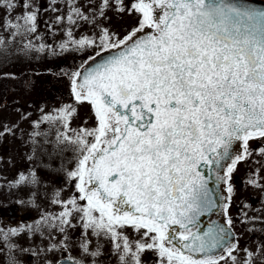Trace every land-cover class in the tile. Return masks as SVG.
I'll use <instances>...</instances> for the list:
<instances>
[{
  "label": "snow or ice",
  "instance_id": "snow-or-ice-1",
  "mask_svg": "<svg viewBox=\"0 0 264 264\" xmlns=\"http://www.w3.org/2000/svg\"><path fill=\"white\" fill-rule=\"evenodd\" d=\"M65 3L67 14L56 17L68 38L60 48L94 51L86 67L67 74L74 101L88 104L91 115L72 127L78 112L68 104L34 122V129L43 123L49 131L34 130L32 136H44L47 143L54 131L58 152H71L72 167L62 164L60 171L73 192L61 198L65 189L56 190L52 203L61 210L42 214L34 225L0 228L7 264H20L13 237L39 233L49 241L41 251L67 252L68 229L77 225L83 255H101L98 242L90 249L89 236L105 239L118 264H141L146 250L157 254L158 264H254L257 253L240 249L227 212L238 164L254 154L264 156V144L249 146L264 141V5L86 0L85 12L80 0ZM17 7L23 11L12 16ZM109 9L135 15V26L123 36L103 27L98 21L108 19ZM0 11L5 14L0 28L9 34L0 33V49L23 38L25 53L45 50L27 40L37 32L39 15L31 0H0ZM81 22L98 31L75 38L72 27ZM89 119L94 126L85 127ZM11 133L5 126L0 136ZM18 183L36 185L39 178L22 174ZM247 183L264 188L258 173ZM221 184L226 197L218 192ZM213 213L223 215L224 224L210 221L201 230L200 218ZM56 264L84 260L66 256Z\"/></svg>",
  "mask_w": 264,
  "mask_h": 264
},
{
  "label": "rangeland",
  "instance_id": "rangeland-1",
  "mask_svg": "<svg viewBox=\"0 0 264 264\" xmlns=\"http://www.w3.org/2000/svg\"><path fill=\"white\" fill-rule=\"evenodd\" d=\"M31 3L38 9L39 15L37 32L28 36L27 40H31L37 47L41 44L45 45V50L25 53L21 50L23 44L27 42L23 38H18L8 44L7 51L0 49V132L5 126L12 128L11 134L0 136L1 175L3 184L9 187L5 188L3 185L2 188L11 189L10 183L13 184V181L9 179L16 173L17 168H19L18 174L23 172L24 175L26 173L24 170L30 167V173L37 174L40 181L37 189L42 186L48 188V182L49 188L53 191L65 189L61 193V198H66L73 192V189L66 187L65 177L60 168L62 164L69 168L72 167L67 163L72 154L71 152H58L54 146V131L48 136L47 143L44 136H32L34 130L49 131L48 125L43 123L39 128L34 129V122L40 121L44 114L54 113L55 110L68 104L75 105L78 112V115L73 118L72 127L79 128L84 119L91 115V108L88 104L81 105L74 101L71 82L67 74L84 66L85 61L94 54V51H74L73 46H70L67 51L60 48L61 43L68 38L65 32L66 25L57 24L56 17L67 14L68 7L65 0H31ZM80 3L84 6L83 10L87 12L86 0H80ZM53 9H59V11H53ZM22 11V7H17L11 15L15 16ZM4 15L0 11V24L3 22ZM107 17L108 19L98 22L120 36L131 30L137 22L135 15L119 14L113 9L107 11ZM72 31L74 37L78 39L83 35H94L98 30L92 25L81 22L73 26ZM0 33L5 38L9 35L3 32L2 28H0ZM94 123L93 119H89L88 124L84 126L92 127ZM258 144H264V141L249 142L250 148L253 149L257 148ZM257 173L260 183L264 184V156L254 154L247 161L238 164L231 181L234 195L231 206L228 208V215L233 220L232 226L237 233L240 249L246 248L257 253L254 257V264H264V248L260 247L264 245V188L247 183L250 177L256 176ZM18 189L20 191L16 199L9 195H2L0 205L17 203L22 212L27 213V210H32L36 214V219H40L42 214H56L61 210L58 205L52 203V197L43 203H32V199L27 197V190L21 185ZM0 221L3 222L1 217ZM73 223L75 224L76 221L74 220ZM81 234L82 229L78 225L68 229L67 254L74 255L76 249L80 250ZM128 234L131 238H136L130 229ZM53 235L57 241L62 239V234L58 232H53ZM91 237H88L91 240V250H95L97 242L101 245V255L93 257L97 264H118L117 256L112 254V245L105 239L97 241V238ZM39 239L42 240L40 242L42 245L39 244ZM35 240L37 242L35 241L33 250L38 253L35 257H29L28 252L19 251L21 249L19 246L14 251L20 264H45L47 253L41 250L48 247L49 241L42 239L39 233L35 236ZM15 244H19V241ZM0 247L3 245L1 244ZM62 252H53V259L60 257ZM238 256L243 260L245 253L239 251ZM0 264H7V249L0 252ZM141 264H158L157 254L146 250L141 254Z\"/></svg>",
  "mask_w": 264,
  "mask_h": 264
},
{
  "label": "flooded vegetation",
  "instance_id": "flooded-vegetation-1",
  "mask_svg": "<svg viewBox=\"0 0 264 264\" xmlns=\"http://www.w3.org/2000/svg\"><path fill=\"white\" fill-rule=\"evenodd\" d=\"M1 166L2 165L0 164V197L2 195H9L11 198L16 199L18 197V192L20 191V189H18V188H20V185H21L22 188L27 190V192H26L27 197L29 199H32V203L36 202L39 204V203H43L44 201H47V199H51V197L53 198V193L55 191H53V190H51V188H49L50 184L48 182H47L48 188L42 186L39 189H37V184L32 185L29 183H18L19 177L23 173V172H20L18 174L19 168H17L15 170V172H16L15 174H13L14 173L13 172L12 173L13 175L10 176L9 180L13 181V184L10 183L11 189H9V190L5 189L8 186L3 184L2 175H1V170H2ZM30 170H31L30 167L26 168V170H24V171H26L24 176H30V174H31ZM35 175H37V174H35ZM3 185L5 186L4 189L2 188ZM0 217H1V219H3V222L0 221V228H4V229L17 228V227H27L28 225H34L38 220H40V219H36V214L32 210H27V213L20 211V206L17 203L1 204L0 205ZM35 220H37V221H35ZM36 235L37 234L32 235L30 233L24 232L17 237H13L12 242L15 244L16 242L19 241V244H17V246H19L20 248L26 249V247H27V249L33 250L34 245H35V241H36L35 240ZM38 241H39V244L42 245V243H40L42 240L39 239ZM39 244H38V247H39ZM0 246H1V244H0ZM79 251L80 250L76 249L74 255L67 254L66 252H62V255H60V257L55 258V259H53L54 258L53 252H46L47 254L45 255V257H46V260H53V264H55L57 260H60L61 258H65L66 256L75 257L77 259H83L84 264H93V261H95V264H97V261L93 257L85 256L81 253V251L80 252ZM78 252H79V254H81V256H78L79 255ZM28 253H29V257H31L32 255L30 254V252H28Z\"/></svg>",
  "mask_w": 264,
  "mask_h": 264
},
{
  "label": "water",
  "instance_id": "water-1",
  "mask_svg": "<svg viewBox=\"0 0 264 264\" xmlns=\"http://www.w3.org/2000/svg\"><path fill=\"white\" fill-rule=\"evenodd\" d=\"M246 2L249 3V4H254L256 6L264 5V0H246ZM103 55H104V58H106L108 54L105 53ZM99 59L100 58L98 57L97 60H99ZM89 63H91V61H89ZM86 66L87 65L85 64L84 67H86ZM218 192H219V194L221 196H225L226 197V190H225V186L223 184L219 185ZM210 221H218L219 223L224 224V216L223 215H218L216 213H213L211 216H203V217H201L200 221H199V223L203 226L201 228V230H204L207 227V225L209 224ZM232 231L235 234L233 228H232ZM235 240H236V234H235ZM63 259H60V260H63Z\"/></svg>",
  "mask_w": 264,
  "mask_h": 264
}]
</instances>
